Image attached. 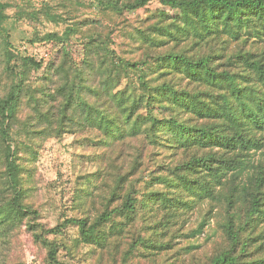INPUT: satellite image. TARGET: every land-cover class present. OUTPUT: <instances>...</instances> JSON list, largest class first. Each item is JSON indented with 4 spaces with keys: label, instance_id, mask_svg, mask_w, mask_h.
I'll list each match as a JSON object with an SVG mask.
<instances>
[{
    "label": "trees",
    "instance_id": "trees-1",
    "mask_svg": "<svg viewBox=\"0 0 264 264\" xmlns=\"http://www.w3.org/2000/svg\"><path fill=\"white\" fill-rule=\"evenodd\" d=\"M73 1L16 7L35 29L66 25L31 44L0 27V264H27L24 227L50 264H70L48 237L70 223L92 264H264V0H158L108 31L75 21ZM152 1L93 5L121 18ZM11 7L0 0V20ZM76 35L80 61L65 47ZM112 37L142 46L121 54ZM50 42L62 44L52 60L32 53ZM68 133L98 169L79 177L77 215L52 227L39 220L36 161Z\"/></svg>",
    "mask_w": 264,
    "mask_h": 264
},
{
    "label": "rangeland",
    "instance_id": "rangeland-1",
    "mask_svg": "<svg viewBox=\"0 0 264 264\" xmlns=\"http://www.w3.org/2000/svg\"><path fill=\"white\" fill-rule=\"evenodd\" d=\"M4 1L13 2L15 7L8 9V13L11 17L0 20V27L10 35V39L16 47H20L23 44H31V40L34 39L38 31L44 34L53 30L61 31L66 27L63 22L56 25L53 22L45 21L37 23L35 29L33 25L25 20L18 21L14 17L19 6L21 9L26 7L31 9L30 3L39 7L44 3L56 4L60 0ZM73 2L77 4L72 5L74 7L71 8H78V10L72 13V16L75 17V21H101L104 26L102 27L106 31L111 28L117 29V24H120L123 18H128L130 22L136 23L139 18L145 17L151 11L165 8L160 1L156 0L136 11H126L124 16L118 18L117 15L111 12L99 11L96 6L93 5V0H74ZM59 11L63 12V9ZM96 37L100 40H105L104 36L96 35ZM112 39V47L121 54L136 52L142 46V44L133 43L126 37H112ZM84 40V37L76 35L72 37L69 43L65 44L66 49L71 51L76 61H80L83 58ZM48 44L52 53L50 60H52L57 56L59 50L62 48V44L56 42H50ZM46 48L47 46H45L44 49ZM41 72L40 70L36 72L35 75L37 76L41 74ZM92 153V150L87 149L81 140H78L74 134L70 133L65 134L62 138H50L45 142L39 150L35 168L36 177L38 176V192L40 194V199L37 200L40 208L39 220L54 227L62 224L65 219L77 215L74 199L75 193L79 187L77 183L79 182V177L94 173L98 169L95 163L97 157ZM164 209L165 208L161 211ZM169 209L170 208H168V210ZM188 215L191 222H195L200 217L199 212L195 209L190 210ZM48 237L57 240L61 245L59 250V258L61 261L70 264H92L94 262L95 253L88 243H81L80 245L75 244L80 238L78 225L70 223L63 227L61 232L57 235L50 234ZM201 239L200 237V240ZM21 241L25 253L24 259L27 264H50L46 255V248L39 250L37 244L32 239L30 231L26 227L22 230Z\"/></svg>",
    "mask_w": 264,
    "mask_h": 264
},
{
    "label": "built area",
    "instance_id": "built-area-1",
    "mask_svg": "<svg viewBox=\"0 0 264 264\" xmlns=\"http://www.w3.org/2000/svg\"><path fill=\"white\" fill-rule=\"evenodd\" d=\"M45 46H47L46 49ZM26 48V47H24ZM33 54H35L39 59H43L45 62L50 60L51 57V50L49 48V44H41L37 45L36 48L31 50Z\"/></svg>",
    "mask_w": 264,
    "mask_h": 264
}]
</instances>
